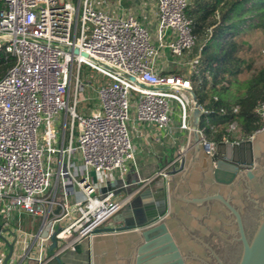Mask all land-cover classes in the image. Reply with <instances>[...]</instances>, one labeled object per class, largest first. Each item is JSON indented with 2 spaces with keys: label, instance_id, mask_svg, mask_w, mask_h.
<instances>
[{
  "label": "built area",
  "instance_id": "built-area-1",
  "mask_svg": "<svg viewBox=\"0 0 264 264\" xmlns=\"http://www.w3.org/2000/svg\"><path fill=\"white\" fill-rule=\"evenodd\" d=\"M154 1L150 31L121 0H0V50L13 58L0 76V212L44 216L42 238L53 246L47 252L40 243L34 264H47L90 239L131 201L132 191L118 196L104 179L116 172L121 186L127 185L124 175L135 163L130 118L165 129L177 112L178 127L191 130L189 76L197 72L199 53L190 54L196 40L186 14L190 0ZM165 50L186 69L163 72L159 59ZM82 65L106 79L99 86L96 81L97 101L85 113L76 110V93L90 80L80 74ZM254 114L264 128V99ZM235 127L232 121L226 131ZM198 138L213 154L215 141L204 127H198ZM74 152L84 171L79 179L71 171ZM182 154L180 149L166 166L138 178L136 191L167 177ZM75 189L82 197L70 205L66 197ZM28 253L25 248L18 259Z\"/></svg>",
  "mask_w": 264,
  "mask_h": 264
},
{
  "label": "water",
  "instance_id": "water-1",
  "mask_svg": "<svg viewBox=\"0 0 264 264\" xmlns=\"http://www.w3.org/2000/svg\"><path fill=\"white\" fill-rule=\"evenodd\" d=\"M191 98L194 145L180 171L169 174L159 199L143 204V191L113 216V226L91 235L92 264H264V128L240 141L220 140L207 154L192 90ZM230 244L237 245L234 256L223 250ZM8 247L3 264L12 255Z\"/></svg>",
  "mask_w": 264,
  "mask_h": 264
},
{
  "label": "trees",
  "instance_id": "trees-1",
  "mask_svg": "<svg viewBox=\"0 0 264 264\" xmlns=\"http://www.w3.org/2000/svg\"><path fill=\"white\" fill-rule=\"evenodd\" d=\"M186 14L196 38L191 54L199 53L197 72L189 78L198 104L208 111L199 127L214 141L230 135L232 121L242 135L251 134L259 126L254 107L264 99V64L254 68L240 52L245 31L264 32V0H190ZM12 63L0 50V76ZM245 71L249 76L240 77Z\"/></svg>",
  "mask_w": 264,
  "mask_h": 264
},
{
  "label": "crops",
  "instance_id": "crops-1",
  "mask_svg": "<svg viewBox=\"0 0 264 264\" xmlns=\"http://www.w3.org/2000/svg\"><path fill=\"white\" fill-rule=\"evenodd\" d=\"M121 4L126 9L135 11L141 18H143V24L150 31L153 30L154 24L149 22V20L154 19V0H121ZM159 67L163 72L183 71L186 69L185 66L167 50H165L164 56L159 59ZM99 78L100 80L102 79V81L98 80V83H103L106 80L105 78H101V76H99ZM95 101H97V94L94 101H92L89 106ZM178 123L179 117L177 112L173 113L169 126L165 129H158L152 124L138 122L133 117L130 118L127 126L134 146L135 163L134 165L129 163L128 171L124 175L123 180L127 185L125 187L121 186L120 178L116 172L104 177V179L108 178L109 183L107 185L109 187L118 188V196H123L125 193L132 191L133 197L131 200H133V198L141 194L143 191H148V194L142 198L143 204H148L154 202L163 195L165 192L163 184L168 183L169 174H174L180 171L178 165L168 168L167 177H157L139 191H136L138 185L135 184V182L138 178H145L154 171L166 166L179 154L180 149H183L182 158L185 159L186 151L192 147L194 143L192 142L193 139L191 132L181 130L178 127ZM188 123L191 124V107L188 110ZM245 137L246 135L242 134L239 136L222 135L220 140L240 141ZM216 142L218 141H215V144ZM81 197L82 195L80 191L75 189L67 195L66 200L67 203L71 205ZM57 201H62V198L57 197ZM127 205H125L120 211H122ZM168 208L169 199L167 210ZM52 209L56 213L59 212V204H54ZM43 221L44 216L39 214H27L15 209L8 210L4 213L0 212V233L9 244H12L15 241L13 244L12 257L7 261V264H17L19 260L18 255L22 254L25 248L29 250V253L20 264H34V256L39 249L40 243H42L43 248H45L47 252L52 250L53 245L47 242L45 243L42 238L45 235L43 227L45 225L43 224ZM113 225L114 222L112 220L111 222H105L101 227L103 228ZM96 234H99V232ZM14 236L17 237L16 240ZM8 243L0 238V264L4 263L3 260L8 253ZM90 243L91 238L82 240L77 243L73 249H66L60 252L56 256L58 257V260L54 257L50 259L47 264H92V247Z\"/></svg>",
  "mask_w": 264,
  "mask_h": 264
},
{
  "label": "rangeland",
  "instance_id": "rangeland-1",
  "mask_svg": "<svg viewBox=\"0 0 264 264\" xmlns=\"http://www.w3.org/2000/svg\"><path fill=\"white\" fill-rule=\"evenodd\" d=\"M242 38L244 39L243 49L240 52L241 56L245 59L249 60L252 63V66L259 67L264 64V32L258 29H248L242 34ZM200 43L196 41V45ZM192 52V51H191ZM190 52V54H191ZM81 75H84L86 79H90L89 82L83 83V88L79 89L76 93V97L78 100L76 110L79 113L87 112L88 106L92 101H94L96 96V85L99 86L101 83L96 84V81L100 80L99 75L91 71L87 66H81ZM249 76V71H245L240 77L245 78ZM96 84V85H95ZM73 91V87L71 88ZM63 117V112L59 113L58 119L61 122ZM57 119V118H55ZM69 123V116L67 117V124ZM228 127V125H227ZM57 132L60 135L58 126H56ZM241 133L237 126L236 129L230 132V135L239 136ZM75 135V132H74ZM67 142V140H66ZM71 171L75 174V176L79 179L84 174L82 170V161L77 152H74L71 159ZM59 196V195H58ZM113 217H111L107 222H111ZM106 222V223H107Z\"/></svg>",
  "mask_w": 264,
  "mask_h": 264
},
{
  "label": "flooded vegetation",
  "instance_id": "flooded-vegetation-1",
  "mask_svg": "<svg viewBox=\"0 0 264 264\" xmlns=\"http://www.w3.org/2000/svg\"><path fill=\"white\" fill-rule=\"evenodd\" d=\"M258 128H259V126H258ZM257 128V129H258ZM256 129V130H257ZM255 131V130H254ZM253 131V132H254ZM253 132L251 133V134H248V135H246V137L245 138H247V137H249V136H251L252 134H253ZM244 138V139H245ZM243 140V139H242ZM248 212H249V217L248 218H250L249 220H250V222L252 221V218L251 217H253V216H256V212H255V210L254 209H249L248 210ZM253 214V215H252ZM237 244V243H236ZM236 244H230V245H228V247H225V248H223V250H225L230 256H234V254H236V252H237V245ZM215 260V259H214ZM216 261V260H215ZM215 264H217V263H215Z\"/></svg>",
  "mask_w": 264,
  "mask_h": 264
},
{
  "label": "bare ground",
  "instance_id": "bare-ground-1",
  "mask_svg": "<svg viewBox=\"0 0 264 264\" xmlns=\"http://www.w3.org/2000/svg\"><path fill=\"white\" fill-rule=\"evenodd\" d=\"M225 132V131H224ZM220 139V138H219Z\"/></svg>",
  "mask_w": 264,
  "mask_h": 264
}]
</instances>
